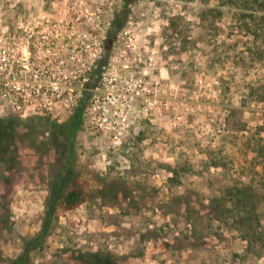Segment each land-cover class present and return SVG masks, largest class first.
<instances>
[{"label": "rangeland", "instance_id": "374dc122", "mask_svg": "<svg viewBox=\"0 0 264 264\" xmlns=\"http://www.w3.org/2000/svg\"><path fill=\"white\" fill-rule=\"evenodd\" d=\"M123 1L0 0V71L47 79L60 112L16 109L0 90L17 160H0V264L41 226L71 95L86 197L58 207L28 264H264V159L250 163L264 145V0H129L106 39ZM27 45L45 74L23 65ZM240 182L254 191L246 221L228 201Z\"/></svg>", "mask_w": 264, "mask_h": 264}, {"label": "trees", "instance_id": "16d2710c", "mask_svg": "<svg viewBox=\"0 0 264 264\" xmlns=\"http://www.w3.org/2000/svg\"><path fill=\"white\" fill-rule=\"evenodd\" d=\"M222 1H224V4L226 5L236 4L237 6L241 2H245L246 5L249 2H259V0ZM130 3L129 0H124L122 2L121 8L115 13V16L109 23V27L106 31V39L114 40L117 33L122 29L129 15ZM249 28L251 29V26H249ZM102 65H104V63H102ZM82 118V110L81 106H79L65 123L61 126H57V128H59L54 131V134L52 135V138H54L52 141L54 140V142H57V146L60 147L61 151L63 150V153L56 169L53 171L48 181V193L45 201L43 220L38 231L24 241L21 252L11 260L10 264L29 263L31 252L44 244L47 235L53 228L54 217L56 216L59 206L71 209L77 207L85 200L86 191L80 184L78 178H75V166L73 163L75 156L73 150L74 136L82 123ZM12 129L13 128L5 125V123L0 124V130L5 135L4 138L0 139V160L6 161V163H8V168H13L17 163L16 155L13 153L14 134L13 131H11ZM261 141H264V137H259L256 145H259ZM254 151L255 153L251 156L250 163L251 165L258 166L264 159V145L258 146ZM262 165L264 166V162H262ZM234 190L235 191L232 194L231 192H227V194L231 195L229 196L228 201H230L234 207L239 209L238 213H241L240 215L243 216L244 221L250 220L254 215L255 209L249 204L254 196L252 184L248 185L240 182L236 184ZM213 200L218 202V204L223 202L221 205H224V202H226L224 201L225 198H223V196L215 197Z\"/></svg>", "mask_w": 264, "mask_h": 264}, {"label": "built area", "instance_id": "2783aa9c", "mask_svg": "<svg viewBox=\"0 0 264 264\" xmlns=\"http://www.w3.org/2000/svg\"><path fill=\"white\" fill-rule=\"evenodd\" d=\"M24 48L21 46L16 47V52H21V55L24 54L23 51ZM26 50L29 51L28 56H23V58L27 59L26 63L23 65L26 66L27 69H35V66L41 69V71L47 72L46 65L44 63L35 64V61L31 59V51L29 49V46L27 45L25 47ZM37 52H41V49L39 48ZM36 54V53H35ZM37 56H40V54L37 53ZM39 61V60H38ZM12 67L7 68V65L3 66L4 71L11 75L12 78L6 77L0 82V90H3L5 94L9 97V100L11 104L16 109H22L25 107H30L36 110H40L42 112H46L49 114H53L54 116H57L60 114L59 111H57V108L55 107L54 101L50 96V92L52 91V86L49 84L47 79L40 78V81L34 80H28L26 78L23 82H21L19 79H17V76L22 75L24 73L23 68H19L11 64ZM3 70H1V73H4ZM45 74V73H44ZM14 80V81H13ZM53 92H51L52 94ZM79 96L77 95H71L69 101L66 104V111L73 113L80 102ZM54 119H64V118H54Z\"/></svg>", "mask_w": 264, "mask_h": 264}]
</instances>
